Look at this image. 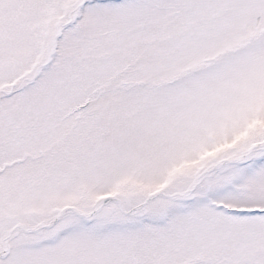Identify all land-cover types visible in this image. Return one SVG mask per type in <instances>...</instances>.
Returning a JSON list of instances; mask_svg holds the SVG:
<instances>
[{
	"label": "snow or ice",
	"instance_id": "obj_1",
	"mask_svg": "<svg viewBox=\"0 0 264 264\" xmlns=\"http://www.w3.org/2000/svg\"><path fill=\"white\" fill-rule=\"evenodd\" d=\"M0 264H264V0H0Z\"/></svg>",
	"mask_w": 264,
	"mask_h": 264
}]
</instances>
